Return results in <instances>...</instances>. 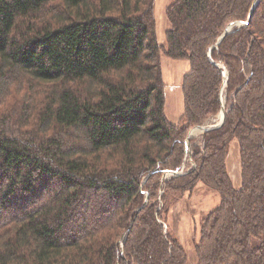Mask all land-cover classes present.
<instances>
[{
    "label": "trees",
    "instance_id": "trees-1",
    "mask_svg": "<svg viewBox=\"0 0 264 264\" xmlns=\"http://www.w3.org/2000/svg\"><path fill=\"white\" fill-rule=\"evenodd\" d=\"M253 1L171 0L163 44L154 0H0V264H185L167 218L199 182L220 201L201 218L196 264H264V0L211 48ZM161 55L189 63L176 123ZM221 94L222 124L186 158ZM190 162L157 208L159 176Z\"/></svg>",
    "mask_w": 264,
    "mask_h": 264
},
{
    "label": "rangeland",
    "instance_id": "rangeland-1",
    "mask_svg": "<svg viewBox=\"0 0 264 264\" xmlns=\"http://www.w3.org/2000/svg\"><path fill=\"white\" fill-rule=\"evenodd\" d=\"M170 1L171 0H154V3H153L155 26H156L157 37L159 39H160V35L163 34L162 32L163 29L165 31L168 25L167 20L165 18V8L170 3ZM162 59H165V56H162ZM162 66L165 71L166 67H164V63ZM225 99L226 98L224 96L223 106L224 104L226 105ZM218 119H219V111L215 115L209 116L203 122V124L205 123L213 124L217 122ZM201 135H202V132L197 131L193 136H191V138H193L192 142L190 140L188 144H186L185 142V152H186L185 157L186 158L190 159L189 157H187V153L190 154L192 152V147L195 143L201 142L200 141ZM232 141L235 147L237 148L236 139H233ZM200 145H203V144H200ZM191 166H194L193 162H190V165H186V167L183 164L181 165L179 169L180 171L185 172V170L187 168L189 169ZM165 171L166 170H164L161 176H159L161 177L159 180V187L156 189L155 201L158 202V204L156 205L157 208H160L162 206V201L160 199H161V194H162L163 187H164L163 186L164 180L171 177L170 175H166L164 177L163 173ZM240 177H241V167H240ZM235 184L240 185L239 178L237 182L235 181ZM239 185H236L234 187H238ZM219 201H220L219 196L215 190L210 189L207 186L203 185L201 182H199L193 187L191 191H186L177 201L174 202V204L171 205L167 221H168L170 231L180 241L187 255L185 264H196L197 258L194 252V242H197L199 239L201 218L203 217V215L208 213L210 210L217 207L219 205ZM253 241L257 243L256 239H253Z\"/></svg>",
    "mask_w": 264,
    "mask_h": 264
},
{
    "label": "crops",
    "instance_id": "crops-1",
    "mask_svg": "<svg viewBox=\"0 0 264 264\" xmlns=\"http://www.w3.org/2000/svg\"><path fill=\"white\" fill-rule=\"evenodd\" d=\"M162 32L163 34L160 35V39L157 37V40L160 43L164 44L165 43L164 29ZM162 56L160 58V66H161V75L164 82V95H165L164 112L169 122L176 123L183 112V94H182L181 83L184 74L189 70V63L185 59H171L167 56H165V59H162ZM163 63H164V67H166L165 71L162 66ZM236 146L237 148L233 144V141L230 142L228 152L225 158L227 173L229 174L233 186L239 185V184H235V181L237 182L238 178L240 183V159H239L238 143Z\"/></svg>",
    "mask_w": 264,
    "mask_h": 264
},
{
    "label": "water",
    "instance_id": "water-1",
    "mask_svg": "<svg viewBox=\"0 0 264 264\" xmlns=\"http://www.w3.org/2000/svg\"><path fill=\"white\" fill-rule=\"evenodd\" d=\"M257 1L258 0H254L250 9H249V12L247 14V18L244 20V21H233L231 23H229L225 28L224 30L220 33V35L218 36L217 40L215 41V43L211 46V48H216L221 40L223 39V37L228 34L230 31H232L234 28H237V27H240L241 25H245L248 23L249 19H250V16H251V13L253 11V9L255 8L256 4H257ZM208 53H210V49L208 51ZM222 67V73H223V87L225 86L226 84V79H227V72H226V69L221 65ZM223 97L224 95L222 94L220 96V102H221V107L219 109V119L217 122L213 123V124H200V125H197V126H194L189 132H188V135L185 139V142L186 144L189 143V140L191 138V136H193L197 131L199 132H205L209 129H212V128H216V127H219L222 122H223V119H224V106H223ZM183 173L182 171H180V169H173V170H166L164 173H163V176L165 177L166 175H170V176H175V175H178V174H181ZM162 177V178H164ZM122 244V242H121Z\"/></svg>",
    "mask_w": 264,
    "mask_h": 264
}]
</instances>
